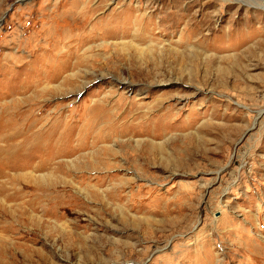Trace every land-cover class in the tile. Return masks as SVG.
<instances>
[{
    "label": "rangeland",
    "instance_id": "1",
    "mask_svg": "<svg viewBox=\"0 0 264 264\" xmlns=\"http://www.w3.org/2000/svg\"><path fill=\"white\" fill-rule=\"evenodd\" d=\"M263 8L0 0V264H264Z\"/></svg>",
    "mask_w": 264,
    "mask_h": 264
},
{
    "label": "bare ground",
    "instance_id": "2",
    "mask_svg": "<svg viewBox=\"0 0 264 264\" xmlns=\"http://www.w3.org/2000/svg\"><path fill=\"white\" fill-rule=\"evenodd\" d=\"M263 6V5H262ZM83 10H85V8L83 9ZM85 11H87V10H85ZM84 12V11H83ZM60 85V84H59ZM44 87V86H43ZM60 91V90H59ZM263 111H260L259 112V114H261ZM75 129V127H71L70 129H60L59 127H57V128H55L54 129V133H53V136H52V138H53V140H56L57 142H59V140H64L65 138H69V139H71L70 137L72 136V134L74 133V130ZM101 137V136H100ZM109 137H111V136H109V135H106V136H104V137H102V138H105V139H109ZM68 139V140H69ZM153 148L155 147V146H152ZM105 148V147H104ZM74 163V162H73ZM45 165H47V163H45ZM75 165V164H74ZM60 166V165H59ZM33 173V172H32ZM52 173V172H51ZM53 174V173H52Z\"/></svg>",
    "mask_w": 264,
    "mask_h": 264
},
{
    "label": "built area",
    "instance_id": "3",
    "mask_svg": "<svg viewBox=\"0 0 264 264\" xmlns=\"http://www.w3.org/2000/svg\"><path fill=\"white\" fill-rule=\"evenodd\" d=\"M237 1H241V0H237Z\"/></svg>",
    "mask_w": 264,
    "mask_h": 264
},
{
    "label": "crops",
    "instance_id": "4",
    "mask_svg": "<svg viewBox=\"0 0 264 264\" xmlns=\"http://www.w3.org/2000/svg\"><path fill=\"white\" fill-rule=\"evenodd\" d=\"M264 9V8H263Z\"/></svg>",
    "mask_w": 264,
    "mask_h": 264
}]
</instances>
